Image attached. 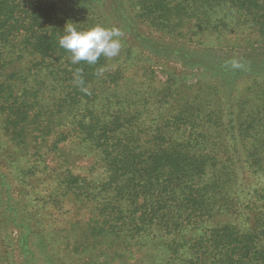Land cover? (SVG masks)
Masks as SVG:
<instances>
[{"label":"trees","instance_id":"1","mask_svg":"<svg viewBox=\"0 0 264 264\" xmlns=\"http://www.w3.org/2000/svg\"><path fill=\"white\" fill-rule=\"evenodd\" d=\"M126 1L0 0V264H264V0ZM109 14L186 43L196 82L126 38L72 64L66 24Z\"/></svg>","mask_w":264,"mask_h":264},{"label":"rangeland","instance_id":"2","mask_svg":"<svg viewBox=\"0 0 264 264\" xmlns=\"http://www.w3.org/2000/svg\"><path fill=\"white\" fill-rule=\"evenodd\" d=\"M79 1L83 5V9L81 11L82 15H85V12H88L87 14H90L89 11L92 10L93 12L90 11L91 14H93L94 16H98L97 12L99 11L97 9H93L90 5L95 4L94 7H97L99 8V10H101L102 5L107 0ZM131 2L132 1H130V3ZM124 7L129 8V2H127L126 0ZM86 9L88 11H85ZM108 16L109 17L107 20H110V23L107 21H101L97 17H93V21L96 25H98L97 22L100 21L104 22L109 27H118L123 33L121 39L126 38V40L129 42V45L130 42H133L135 44V47L133 49L138 51L142 56L147 57L146 59H149V61H151L152 66H149L148 63L146 64L143 61L146 69H148L149 71H154L162 82L167 80L168 76H171V78L173 77L178 81H182L185 85H190L194 84L198 76L201 75V71L203 70L202 68L205 65L191 64L192 62H189L191 59L186 58V53L187 50L190 49L185 45L186 43L176 41L175 39L171 38L170 35L159 33L157 30L151 29L144 21H126L125 23H121L120 21H117L114 15L109 14ZM132 16H134V13H132ZM126 47L127 45L125 46V48ZM129 74L130 73H128L126 77H128ZM84 163L85 162L82 160L79 161L80 166H83ZM67 208L73 211L70 205H68ZM45 213L50 214L51 217L47 216ZM45 213L46 223L49 227H52L51 221L53 219L57 220L64 214V212H58L57 210H45ZM112 256L113 253H111L109 257H106V260L102 259L101 261H106V264H125L124 259L123 261L118 259L120 261L112 262L110 260Z\"/></svg>","mask_w":264,"mask_h":264},{"label":"clouds","instance_id":"3","mask_svg":"<svg viewBox=\"0 0 264 264\" xmlns=\"http://www.w3.org/2000/svg\"><path fill=\"white\" fill-rule=\"evenodd\" d=\"M122 31L118 27H105L95 25L87 30H78L74 23H67L63 35L59 38V46L71 53L72 64L85 62L89 65L96 64L101 56L107 58L116 57L121 49ZM103 68L98 69L102 74ZM82 70L77 69L74 74V82L83 84ZM86 91V90H85Z\"/></svg>","mask_w":264,"mask_h":264}]
</instances>
